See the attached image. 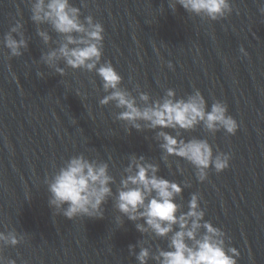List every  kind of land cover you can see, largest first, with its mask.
Segmentation results:
<instances>
[{
	"label": "water",
	"instance_id": "1",
	"mask_svg": "<svg viewBox=\"0 0 264 264\" xmlns=\"http://www.w3.org/2000/svg\"><path fill=\"white\" fill-rule=\"evenodd\" d=\"M70 3L80 8L81 19L91 15L102 24L101 62L112 63L120 86L133 96L142 91L158 99L172 88L176 97L186 98L198 89L206 108L216 100L227 105L237 122L234 134L222 128L212 133L200 124L179 131L185 140L206 139L213 155L228 153V167L216 172L210 166L199 181L184 158L161 159L159 129L128 130L115 118L121 109L114 102L99 104L106 93L95 71L72 69L60 60V75L44 64L41 54L61 38L49 24L30 19V0H0V41L17 20L27 40L14 57L0 43V231L15 230L22 237L15 246L3 245L0 255L15 264H138V242L150 252L166 248V237L141 234L135 224L143 221L119 213L113 197L102 205V218L69 220L48 203L45 178L69 157L107 162L115 195L128 157L135 154L181 185L175 202L182 211L190 193L198 194L203 219L225 232L226 246L239 252L237 264H264V13L259 10L264 0H230L232 11L217 20L186 12L176 0ZM37 28L49 33L48 44ZM130 244L136 245L131 253ZM147 264L156 262L149 258Z\"/></svg>",
	"mask_w": 264,
	"mask_h": 264
},
{
	"label": "clouds",
	"instance_id": "2",
	"mask_svg": "<svg viewBox=\"0 0 264 264\" xmlns=\"http://www.w3.org/2000/svg\"><path fill=\"white\" fill-rule=\"evenodd\" d=\"M30 3V19L37 25L49 24L61 38L56 41L57 47L41 54L45 65L60 75L64 74V68L57 64L60 60L72 69L95 71L106 93L99 99V104L114 102L115 107L121 109L115 118L125 121L128 130L159 129L155 139L162 150L161 159L167 161L171 155L184 158L194 166L199 181L206 179L210 166L216 172L228 167V153L218 151L213 155L212 146L206 139L191 137L185 140L179 131L191 130L200 124L212 133L222 128L234 134L237 122L228 114L224 102L216 100L206 108V101L198 89L186 98L176 97L172 88L158 99L150 100L149 94L142 91L138 92V97L133 96L120 86L122 77L112 63L101 62L104 28L99 21H94L91 15L81 19L80 8L70 0H30ZM176 4L186 12L209 20H217L232 11L230 0H176ZM176 4L170 7L174 8ZM259 10L264 13V6ZM21 28L22 24L17 20L0 41L9 50V57L20 56L21 49L27 47ZM37 35L44 44L51 39L49 33L40 28H37ZM240 51H244L243 47ZM165 129L174 130L175 135ZM108 169L107 162L89 159L83 154L69 157L50 178H45L49 205L69 220L80 215L102 218V205L108 197H113V206L119 213L128 220L143 221L135 224L141 234L167 238V247L157 246L155 252L138 242L139 251L135 253L138 264H147L149 258L156 264H237L238 250L226 246L225 232L221 228L203 219L205 212L199 205L197 193H190L187 211H182V206L175 202V197L182 193L181 185L158 175L159 166L147 161L143 155L132 154L114 195L111 185L115 178ZM116 221L120 223V216ZM19 239L22 237L18 238L15 230L0 231V248L15 246ZM135 247L130 244L129 252ZM0 264H15V261H5L0 255Z\"/></svg>",
	"mask_w": 264,
	"mask_h": 264
}]
</instances>
